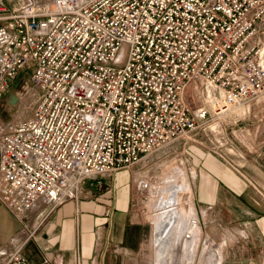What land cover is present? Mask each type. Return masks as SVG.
Here are the masks:
<instances>
[{
  "label": "built area",
  "instance_id": "built-area-1",
  "mask_svg": "<svg viewBox=\"0 0 264 264\" xmlns=\"http://www.w3.org/2000/svg\"><path fill=\"white\" fill-rule=\"evenodd\" d=\"M26 73L37 107L0 139V207L12 215L61 206L83 181L261 102L264 0H0V101ZM190 88L204 96L195 110ZM0 264L28 259L18 250Z\"/></svg>",
  "mask_w": 264,
  "mask_h": 264
},
{
  "label": "crops",
  "instance_id": "crops-1",
  "mask_svg": "<svg viewBox=\"0 0 264 264\" xmlns=\"http://www.w3.org/2000/svg\"><path fill=\"white\" fill-rule=\"evenodd\" d=\"M196 164L199 173L196 168L193 179H200L195 200L198 220L193 217L192 209L188 213L183 206L181 208L185 219L194 223L193 229L198 235L196 258L192 264L197 263L198 246L202 241V234L197 229L199 221L205 227L210 224L212 234L218 240L220 227L223 229L226 226L227 233L221 244L211 237L207 239L210 258L206 257V261H200L199 264L261 263L260 259L251 258L248 261L229 255L226 257L224 252L220 254V248L224 250L234 245L237 239L235 232L243 237L251 250L264 246V202L253 188L254 185L264 189V162L261 161L259 167L248 162L246 167L249 168V174L244 175V178L224 168L219 162L209 163L205 159L204 163ZM124 171L128 175L122 174ZM179 173L177 170L173 176L166 175L164 178L168 185L166 190L172 185L180 186L178 206L181 205L182 195L191 192L188 180L182 179ZM144 184L139 186L143 193L150 189L149 186L145 190ZM130 185L131 173L123 169L111 176L83 181L78 197L61 206L53 207L41 200L30 212L16 215L0 207V249H3L4 256H0V262H5L13 253L22 250L28 264H146L142 255L150 222L140 220L138 211L132 208ZM167 195L161 189L157 198L163 200ZM157 200L152 204L155 212ZM235 201L241 202L243 208L234 204ZM201 203L204 205L202 209ZM224 212L230 217L227 222L222 219ZM155 219L152 227L155 251L152 261L157 264L158 231ZM236 226L241 230L237 232Z\"/></svg>",
  "mask_w": 264,
  "mask_h": 264
},
{
  "label": "rangeland",
  "instance_id": "rangeland-1",
  "mask_svg": "<svg viewBox=\"0 0 264 264\" xmlns=\"http://www.w3.org/2000/svg\"><path fill=\"white\" fill-rule=\"evenodd\" d=\"M3 1L11 7H20L31 2L52 3L54 0ZM126 51L127 47H122V63L124 62ZM13 96H16V100L13 99ZM1 100L0 139L10 131L13 125L33 116L38 104L39 92L33 86L29 74L26 73L20 75L14 81L11 89ZM187 100L192 110L198 109L204 104V96L192 88L188 91ZM243 111V113L240 111H237L239 113L229 112L213 120L208 126L198 129L189 139L172 144L156 154L143 158L138 164L124 169L129 170L131 173L130 204L133 205L132 208L138 211L137 214L140 220L150 222L147 242L142 255L147 261L146 264H154L155 262L152 261L155 253L152 244V227H154V218L156 217L157 219L158 217V211H154L152 204L155 202L160 190L168 187L164 182L166 175L171 177L178 170L180 172L179 176L184 180H188L191 192L187 195H182L180 198L181 205L178 206L179 208L177 207V210L180 211L183 206L188 213H191L190 209H192L193 217L198 220V214L195 212V209H197L195 200L198 195L200 179H193V173L197 168L196 163H204L205 159L209 163L211 161L219 162L224 168H228L235 175L244 178V175L248 176L249 174V168L246 167L248 162L256 167H259L261 161L264 162V99L261 102L253 104L251 107L244 108ZM198 170L199 168H197V172L199 173ZM122 174L128 175L126 171L122 172ZM141 183H149L150 189L143 193L139 187ZM253 188L261 201L264 202V189L254 185ZM234 204L238 205L240 209L243 208V204L239 201H235ZM203 206V203H201L200 209ZM225 213H223L222 219L227 222V219H230V217ZM197 229L202 234V241L198 246L199 254L196 263L199 264L200 261L204 262L206 261L205 258L210 256L208 254V246L206 245L207 239L211 237L215 242L221 244L222 239L225 238L227 233H225L226 226L223 229L220 227V240H218L212 234L211 225L209 224L207 227L202 226L200 221L198 222ZM236 229L237 232L241 230L238 226H236ZM235 235L238 240L236 239L234 245L224 250L220 248V254L224 252V256L226 257L229 255L230 257L248 261L251 258L257 261L260 259L261 263L259 264H264V246L261 249L255 248L251 250L240 234H236L235 232ZM2 254L3 249H0V256L4 258ZM172 264H175V259Z\"/></svg>",
  "mask_w": 264,
  "mask_h": 264
},
{
  "label": "bare ground",
  "instance_id": "bare-ground-1",
  "mask_svg": "<svg viewBox=\"0 0 264 264\" xmlns=\"http://www.w3.org/2000/svg\"><path fill=\"white\" fill-rule=\"evenodd\" d=\"M243 110L244 108L241 107L233 109L231 112L240 111L243 113ZM148 188H146L145 183L144 189L147 190ZM180 189V186L172 185L169 189L163 190L168 193L166 198L163 200H160L161 197L156 198L158 199L155 204L158 211L157 220L155 219L158 231L157 264H172L174 259L175 264H192L195 262L197 253L195 246L198 235L193 229L194 223L187 221L182 211L177 210Z\"/></svg>",
  "mask_w": 264,
  "mask_h": 264
},
{
  "label": "water",
  "instance_id": "water-1",
  "mask_svg": "<svg viewBox=\"0 0 264 264\" xmlns=\"http://www.w3.org/2000/svg\"><path fill=\"white\" fill-rule=\"evenodd\" d=\"M16 98V96H13V99H15ZM16 100V99H15Z\"/></svg>",
  "mask_w": 264,
  "mask_h": 264
}]
</instances>
